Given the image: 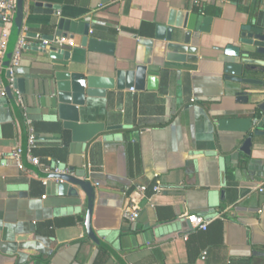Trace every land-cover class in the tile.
Returning <instances> with one entry per match:
<instances>
[{
	"label": "crops",
	"instance_id": "crops-1",
	"mask_svg": "<svg viewBox=\"0 0 264 264\" xmlns=\"http://www.w3.org/2000/svg\"><path fill=\"white\" fill-rule=\"evenodd\" d=\"M191 14L212 18L209 33L191 40L196 60L168 61L155 29L184 26ZM58 18L114 42V52H90L79 36L58 49L67 60L34 45L24 50L15 73L24 108L12 96L0 100V264H264V136L248 154L242 134L217 128L264 101V85L223 74L232 60L223 49L238 46L241 27L254 18L264 23V0H24L21 31L53 36ZM139 65L158 77L157 90L127 88L119 78ZM68 72L86 77L80 123L105 127L86 143L73 141L59 118ZM250 75L264 82V68ZM239 95H249L248 103ZM24 114L43 160L65 151L67 175L86 172L95 196L91 230L105 247L87 234L81 188L71 184L75 196L60 194L54 182L43 186L25 157V169L15 167L12 151L27 150ZM142 185L144 193L136 189ZM126 207L139 213L135 221L122 218ZM193 215L209 221L205 231L191 228Z\"/></svg>",
	"mask_w": 264,
	"mask_h": 264
},
{
	"label": "water",
	"instance_id": "water-1",
	"mask_svg": "<svg viewBox=\"0 0 264 264\" xmlns=\"http://www.w3.org/2000/svg\"><path fill=\"white\" fill-rule=\"evenodd\" d=\"M34 6V3H29ZM34 12H42L41 9H35ZM49 15L57 13L46 11ZM24 17V0H16V12L7 42L6 52L3 58V68L9 65L14 46L20 34ZM212 18L191 14L187 17L184 26L176 29L157 26L155 29L154 39L164 41V52L168 61H195L196 47L191 45V40L200 39L202 34L209 33ZM1 25V22H0ZM55 28L53 36H44L47 40L54 38L74 39L75 36L81 38V44L87 46L88 51L113 55L115 43L107 40L99 39L93 34H89V29L82 30V23H77L66 18H58L51 24ZM70 34V35H69ZM121 35L137 38L136 34L120 33ZM50 57L55 60H67V53H60L55 47L49 49ZM224 55L231 61L223 62V74L226 81L247 86H263L264 82L252 77L250 74L261 71L264 68V23L257 18L250 21L249 24L241 27V35L238 40V46L227 45L223 49ZM147 69L144 65L126 72H118L119 78L123 76L127 78V88H132L135 84L137 90H157L158 77L154 75L146 76ZM69 74V92L70 96L63 103L58 105L59 118L64 122L63 127L72 132V139L75 142H89L98 133L104 131L103 124H84L80 123L77 108L84 104L86 77L82 73L68 72ZM5 71L2 76L4 78ZM7 75V74H6ZM8 97H11L9 90ZM249 95H239L238 100L248 103ZM245 117L224 118L217 123L219 131L234 132L242 134L245 139L241 146V151L250 153L251 146L256 137L264 136V101H258L253 104L251 109L244 112ZM120 127H110L107 130H114ZM77 177V178H76ZM76 179L69 175H61L63 183L58 184L60 194L77 195V191L71 187V184L83 190L88 198V212L86 218V229L88 236L98 245L104 246L93 234L90 226L91 213L94 203V189L92 184L85 180L86 172L76 175ZM110 250V249H109Z\"/></svg>",
	"mask_w": 264,
	"mask_h": 264
},
{
	"label": "built area",
	"instance_id": "built-area-1",
	"mask_svg": "<svg viewBox=\"0 0 264 264\" xmlns=\"http://www.w3.org/2000/svg\"><path fill=\"white\" fill-rule=\"evenodd\" d=\"M15 12L16 0H0V22L2 30V37L0 40V100L8 97L7 90H9L16 105L24 108L22 95L16 87L15 80L16 69L21 63L24 50L30 45H34L39 49H50L51 47H55L58 50L62 48L66 38H54L50 41L41 36L32 37L28 35L26 29H22L14 46L9 65L6 69H4L3 58L6 52ZM3 70L5 71V78L2 76ZM24 117L28 127L27 150L24 153L23 150L18 147L12 151L11 159L13 160L15 167L18 170H24L25 165L23 163V157H25L28 164L37 169L41 174L40 181L43 186L48 185L49 182H54L56 184L63 183L64 181L60 178V176L67 175L69 170L61 165L59 161H42L40 157L33 154V151L37 148L36 133L34 131L32 121L26 117V114H24ZM136 189L142 193L147 190L146 186L143 185L137 186ZM160 190L159 185L152 188L154 194L159 193ZM121 216L124 220L132 222L138 218L139 213L131 207H126L123 209ZM187 220L191 225V228L196 230L205 231L209 225V221L196 215L188 217ZM203 256H205V253H203Z\"/></svg>",
	"mask_w": 264,
	"mask_h": 264
},
{
	"label": "trees",
	"instance_id": "trees-1",
	"mask_svg": "<svg viewBox=\"0 0 264 264\" xmlns=\"http://www.w3.org/2000/svg\"><path fill=\"white\" fill-rule=\"evenodd\" d=\"M33 154L41 158V156L39 154H37L35 152V150L33 151ZM52 157H53V160H58L59 162H64L66 159V152L62 151L60 154H53ZM41 160L46 161V160H43L42 158H41Z\"/></svg>",
	"mask_w": 264,
	"mask_h": 264
}]
</instances>
